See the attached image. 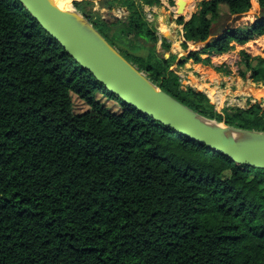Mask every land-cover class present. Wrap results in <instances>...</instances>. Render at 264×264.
Returning <instances> with one entry per match:
<instances>
[{
	"label": "trees",
	"instance_id": "1",
	"mask_svg": "<svg viewBox=\"0 0 264 264\" xmlns=\"http://www.w3.org/2000/svg\"><path fill=\"white\" fill-rule=\"evenodd\" d=\"M252 1L201 0L189 19L177 17L184 50L211 36L177 66L209 64L201 54L263 39L264 0H255L254 21L228 23ZM72 4L162 91L207 119L264 131L260 103L216 110L204 92L181 86L171 68L176 54L156 50L145 16L144 6L160 0H99V8L127 10L111 22L93 0ZM122 39L147 45L146 54L122 50ZM160 47L168 52L170 43L163 38ZM240 56L239 75L263 81L264 57L244 49ZM225 67L214 68L227 74ZM98 93L118 100V110ZM72 94L88 109L75 113ZM0 264H264V169L238 164L122 101L19 0H0Z\"/></svg>",
	"mask_w": 264,
	"mask_h": 264
},
{
	"label": "water",
	"instance_id": "2",
	"mask_svg": "<svg viewBox=\"0 0 264 264\" xmlns=\"http://www.w3.org/2000/svg\"><path fill=\"white\" fill-rule=\"evenodd\" d=\"M29 14L63 49L97 81L122 101L161 124L222 153L243 166L264 169V131L245 130L207 119L153 84L77 11L59 9L53 0H19ZM72 4V2H71ZM177 14L185 1H177ZM73 6V5H72ZM80 16V20L79 19ZM165 39L170 35L164 33ZM197 41L203 46L210 40ZM263 90L260 93V90ZM235 94L248 93L262 103L264 88L243 86ZM222 124L223 126H219ZM241 132L231 138L225 132Z\"/></svg>",
	"mask_w": 264,
	"mask_h": 264
},
{
	"label": "rangeland",
	"instance_id": "3",
	"mask_svg": "<svg viewBox=\"0 0 264 264\" xmlns=\"http://www.w3.org/2000/svg\"><path fill=\"white\" fill-rule=\"evenodd\" d=\"M72 1L73 0H70V2ZM93 1L95 5L92 7V9L99 11L101 16L105 18L108 22H111L117 19H122L127 14V10L125 9V7L115 6L112 9L98 8L97 4L99 0H93ZM184 1L186 4H187V1L189 2V0H184ZM200 1L201 0H192L193 5L191 9H187V10L184 9L180 15L177 14V11L173 7L177 5L175 3L176 2L175 0H172L170 2L171 5L169 7V10L162 11V13H159L157 11L156 12L154 11L153 13V11L150 10V8L156 7L154 5L144 6L146 19H147V10H150L153 14V17L151 18V20H149V18L147 20L155 28L156 33L158 35V42L156 43V50L158 52L163 53L164 56H168L170 53L176 54L177 56V59L172 63L171 68L179 69L180 67L177 66L176 62L180 57L185 56L187 52L190 50H198L199 48L202 47V46H199L198 44H195L194 42H188V48L184 50L181 46V42L183 40L181 31H180L181 25L174 24V22L176 21V18L179 16H182L184 19H189L191 14L196 11L197 4ZM224 9L225 8L223 7V10ZM259 11H260V8L257 6L255 2L254 7H251V9L248 12L241 14V15H237V16H231L228 20V23L232 26H239V25L250 23L254 21ZM161 16H165L168 20L163 21V17L161 18ZM164 33H168L170 35V39L167 40L170 43V50L168 52H164V50L161 49L160 47L161 40L165 38ZM256 41L257 40L251 41L247 46L246 45L244 46H246V50H250L249 54L251 56L264 57V43L262 44L263 45L262 46L263 50H262V48L261 49L257 48L258 45L256 44ZM261 41H264V39ZM119 43H120L119 44L120 48L126 52H131L136 55H145L147 52V47H148L147 45L139 44L136 47H131L129 45V42L126 39H122L121 42ZM254 46L256 47V49H254ZM240 50H238L237 46H234V45H232L231 49L229 50L230 51L229 54H232V56L228 57V60H230V62L228 64H225L226 66L225 68L228 69V73L226 76L227 78H230L231 81L230 80L227 81V79L225 78V80L220 83V88L222 89V96H223V100L221 103H218L217 101L210 99V102L214 104L216 110H220L224 106L248 107L250 104L254 103L253 97L251 96V94L240 93V94L235 95L234 93H231V90H230L231 88L240 87L241 85H256L259 87L264 86V80L259 81V82H253V80L250 78L249 71L246 73V76L244 78L239 75V71L244 69L243 64L241 63ZM201 57L206 58L205 53L201 54ZM211 92H212L211 90L208 92L210 96H211ZM96 96L98 99L104 102L107 106H109L112 110H118V105H117V103L119 104L118 100L109 99L104 94H100V93H98ZM257 96H259V94H257ZM261 99H262L261 106L264 110V95L261 96ZM72 104H73V111L75 113L83 112L88 109V106L86 105V103L80 98H78L75 94H72Z\"/></svg>",
	"mask_w": 264,
	"mask_h": 264
},
{
	"label": "crops",
	"instance_id": "4",
	"mask_svg": "<svg viewBox=\"0 0 264 264\" xmlns=\"http://www.w3.org/2000/svg\"><path fill=\"white\" fill-rule=\"evenodd\" d=\"M172 0H160V4L159 5H154L156 7H152L150 8V10L159 13H162V11H168L169 7H170V2ZM177 3L178 0H175ZM256 1L254 0V2L252 1V7H254V3ZM257 6L259 7L258 3L256 2ZM98 6V4H97ZM174 9L176 10L177 5L173 6ZM186 7V4H185ZM99 8V7H98ZM150 10H147V13H150L151 16L153 17V14ZM163 17V21L168 20L165 16H161V18ZM187 20V19H184ZM175 21V19H174ZM174 24L176 25L177 23L174 22ZM181 35L183 33L182 31V25H181ZM263 36V35H261ZM261 36L255 37L253 39H250L249 41H247L245 44H237L235 42H232L231 44L234 46H237L238 50H242L244 49L245 51H247L248 53L250 52V50H246V46L253 41L256 38H259ZM183 38V37H182ZM264 39V38H263ZM263 39H260L258 41H256V44L258 45L257 48L261 49L262 48V44L264 43V41H261ZM246 45V46H244ZM240 48V49H239ZM254 49H256V47L254 46ZM257 49V50H258ZM263 50V48H262ZM230 51L228 50L227 52L224 53H211V54H205V57H209L210 63L209 64H205L202 62H194L192 59H189L185 62V64L183 66H179L180 68L177 69V72H179L180 74H182L186 79V82L188 85L190 86H194V88L196 90L202 91L204 92L209 99H212L211 96L208 94V92L211 91H215V93H217V91H221L222 93V89L220 88V83L222 81L225 80V78L227 79V81H231L230 78H227V74H225L224 72L221 71H217L215 70V66H220V65H224L228 64L230 62V60H228L229 56H232V54H229ZM238 55V54H237ZM236 55V56H237ZM239 83V82H238ZM243 86H249V85H241L240 87H236V88H229L231 90V93H234V90H239L241 87ZM259 87V86H258ZM259 88H264V86L259 87ZM235 94V93H234ZM237 95V94H235ZM213 100V99H212Z\"/></svg>",
	"mask_w": 264,
	"mask_h": 264
},
{
	"label": "bare ground",
	"instance_id": "5",
	"mask_svg": "<svg viewBox=\"0 0 264 264\" xmlns=\"http://www.w3.org/2000/svg\"><path fill=\"white\" fill-rule=\"evenodd\" d=\"M53 2H54V4L57 6V8H59V9H64V10H70V11H74V12H76L75 10H74V8H73V6H72V4H71V2H70V0H53ZM192 5H193V2H192V0H189V2L187 1V4H186V7H185V10H187V9H191V7H192ZM79 19H80V16H79ZM81 20V19H80ZM82 21V20H81ZM162 27V26H161ZM263 90L261 89L260 90V93L262 92ZM259 93V97L260 96H263L264 94H260ZM211 98L213 99V100H215V101H217L218 103H221L222 102V100H223V96H222V93H221V91H217V93H215V91L213 90L212 92H211ZM229 102H230V100H229ZM219 105V104H218ZM221 105V104H220ZM240 107V106H239ZM219 126H223L222 124H219ZM225 135L226 136H229V137H231V138H236V137H239V136H241L242 135V133L241 132H230V131H228V132H225Z\"/></svg>",
	"mask_w": 264,
	"mask_h": 264
},
{
	"label": "built area",
	"instance_id": "6",
	"mask_svg": "<svg viewBox=\"0 0 264 264\" xmlns=\"http://www.w3.org/2000/svg\"><path fill=\"white\" fill-rule=\"evenodd\" d=\"M149 18V20H151V18H152V16H151V14L150 13H147V19ZM176 72H177V69H176ZM177 74L179 75V80H180V82H181V86L182 87H187V86H190V85H188L187 84V82H186V78L182 75V74H180L179 72H177ZM192 87V86H191ZM192 88H194V86L192 87ZM195 89V88H194Z\"/></svg>",
	"mask_w": 264,
	"mask_h": 264
}]
</instances>
